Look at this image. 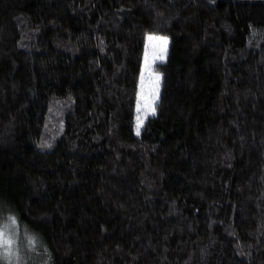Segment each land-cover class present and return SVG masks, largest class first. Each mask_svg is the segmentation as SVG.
<instances>
[{
  "label": "trees",
  "instance_id": "1",
  "mask_svg": "<svg viewBox=\"0 0 264 264\" xmlns=\"http://www.w3.org/2000/svg\"><path fill=\"white\" fill-rule=\"evenodd\" d=\"M8 215L42 264H264V0H0Z\"/></svg>",
  "mask_w": 264,
  "mask_h": 264
},
{
  "label": "rangeland",
  "instance_id": "2",
  "mask_svg": "<svg viewBox=\"0 0 264 264\" xmlns=\"http://www.w3.org/2000/svg\"><path fill=\"white\" fill-rule=\"evenodd\" d=\"M168 39L164 36L149 34L143 47V58L138 80L137 123H141L147 116L153 115L154 103L158 100L160 73L154 69V63L161 60L167 53ZM155 113V111H154ZM5 216L0 224H9L10 218ZM28 233L19 228L17 220L6 233V239L11 241L8 246L11 259L0 261L1 264H42L38 261L36 242ZM36 254V255H35Z\"/></svg>",
  "mask_w": 264,
  "mask_h": 264
},
{
  "label": "snow or ice",
  "instance_id": "3",
  "mask_svg": "<svg viewBox=\"0 0 264 264\" xmlns=\"http://www.w3.org/2000/svg\"><path fill=\"white\" fill-rule=\"evenodd\" d=\"M154 114V109H153ZM141 124H137V135L140 134ZM15 224V218H10L9 224H0V261L9 260L11 259V252L9 249V245L11 241L6 239V233L8 232L9 228ZM30 242H34V238H30Z\"/></svg>",
  "mask_w": 264,
  "mask_h": 264
}]
</instances>
